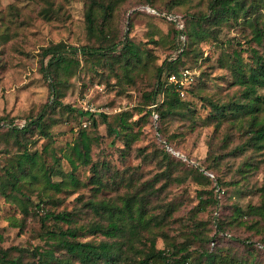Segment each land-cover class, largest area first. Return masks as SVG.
I'll list each match as a JSON object with an SVG mask.
<instances>
[{"label":"rangeland","instance_id":"1","mask_svg":"<svg viewBox=\"0 0 264 264\" xmlns=\"http://www.w3.org/2000/svg\"><path fill=\"white\" fill-rule=\"evenodd\" d=\"M87 1L0 0V181L19 148L8 129L21 128L37 117L45 103L52 102L48 86L51 80L43 78L40 72L41 49L49 45L77 48L79 55V46L96 42L86 30ZM209 1L112 0L115 8L111 18L119 28L118 35L128 33L133 42L150 49L151 59L142 74L127 79L122 71L115 76L106 66H96L79 55V65L69 75H62L66 80L61 90L62 104L95 113L97 126H93L87 116L81 117L75 111L58 107L48 113L45 120L53 136L51 141L38 129L26 133L28 149L38 151L47 165L52 164L53 157L59 159L63 173L50 180L62 181V189L55 191L46 187L45 181L37 182L27 177V183L21 187L24 195H16L29 204L28 215H23L18 199L11 196L8 189L6 194L0 190L1 248L17 247L12 251L13 256L20 254L32 260L35 253L49 247L39 220L32 216L33 211L42 216L48 211L71 213V225L83 228L78 240L97 243L105 237L100 233L90 234L86 228L106 222L92 213L86 203L91 200L120 203L123 196L136 192L147 196L146 211L153 217L151 229L154 231L153 234L142 231L140 241H135L139 248L154 243L155 249L171 251L173 245H178L191 251L196 258L201 249L210 247L199 238H211L216 232V249L228 251L242 260L264 264V215L259 210L264 202V148L242 146L247 136L231 122L215 127L205 101L199 98L206 95L226 99L238 94L231 71H225L221 62L233 49L256 46L251 39L250 26L242 18L216 25L213 29L216 38L201 45L202 58L187 59L193 93L180 97L189 101L192 110L188 116H170L164 123L165 138L172 145L165 147L181 160L174 157L173 163L168 162L162 148L166 143L156 134L155 124L149 117L142 116L143 113L139 114L143 94L152 86L154 67L179 51L180 41L175 38L174 30H181L183 21L191 16L207 13ZM256 1L259 3L257 20L261 21L264 0ZM104 3L107 5L111 1L104 0ZM45 10L47 16L43 14ZM112 35L113 32H108L104 42ZM181 39L184 40L183 35ZM246 55L242 53L244 58ZM161 99V93L155 96L156 102ZM100 113L107 116L112 126H120V115L130 113L131 132L136 138L126 145L122 136L108 133L104 125L98 124ZM79 136L88 137L90 141L92 163L109 165L104 175L106 188L97 190L92 184H83L91 174L90 165L79 163L74 174L83 183L75 186L67 182L65 173H69L71 167L62 154ZM214 157H221L212 169L224 191L220 194L215 180L212 192V182L198 177L203 171L213 178L203 167L212 165ZM210 194L217 197L216 203L210 201ZM31 201L40 203V207L37 209ZM253 207L257 208L255 212L249 210ZM237 208L242 211L240 218L235 211ZM218 221L224 231H217ZM45 223L51 227L54 221L50 218ZM58 224L63 229L69 226L64 222ZM55 255L64 257L58 251ZM195 262L196 259L192 264Z\"/></svg>","mask_w":264,"mask_h":264},{"label":"trees","instance_id":"2","mask_svg":"<svg viewBox=\"0 0 264 264\" xmlns=\"http://www.w3.org/2000/svg\"><path fill=\"white\" fill-rule=\"evenodd\" d=\"M110 1L111 3L107 5H105L104 0L87 1L85 10L86 30L96 42L79 46V55L96 66H106L109 68V72L111 71L115 76L121 75L119 71H122L123 77L131 79L133 76L143 73L146 68L145 65L151 59L150 49L133 42L128 33L118 35L119 28L115 21L112 22L111 18L115 7L112 0ZM258 9L259 3L256 0H250V2L247 0H210L207 13L191 16L186 22L182 20L183 28L174 30L175 38L180 41L179 51L171 59H164L161 65L154 67L151 89L143 94L144 101L139 109V114L143 113L142 116L150 118L155 124L156 134L165 141L166 144H162V148L166 152L164 156L170 164L175 161V158L181 159L166 149L172 145L168 138H165L164 123L170 116L187 115L192 109L189 101L180 97V89L175 84L168 82L167 77L187 69L186 62L189 57H192L194 61L202 58L201 45L206 44L209 39L216 38L213 34L216 25L218 26L228 20L237 21L239 18H242L243 22L250 26L251 39L256 46L240 47L239 50L233 49L231 54L226 55L221 62V67L225 71H231L233 85L237 89L239 88V92L226 99L212 98L206 95H200L199 98L205 101L208 116H210L215 127L231 122L234 128L239 129L247 136L242 146L251 145L258 149L264 148V17L261 21L257 20ZM46 13L45 10L43 14L47 16ZM167 14L178 16L176 13ZM109 30L114 33V36L112 35L109 41L104 42L105 36L110 32ZM182 35L184 40L181 39ZM243 52L247 54L245 58L242 56ZM79 55L77 48L65 49L49 45L41 49L40 72L43 78L51 80L48 86L53 95L52 102L45 103L37 117L31 119L21 128L12 126L8 129V133L14 138L19 148L16 149L10 165H7L3 171L0 190L6 194L8 189L11 196L18 199L23 215L29 214V204L24 199L18 198L16 194L24 195L21 187L27 183L26 180L30 178L37 182L45 181L46 187L60 191L62 181H51L50 178L63 173L59 168L58 162L60 161L57 157H53L52 164L47 165V161L41 158L38 151L32 152L28 149L27 139L24 138L26 133L38 129L41 135L51 141L53 136L48 131L45 120L58 107L75 111L81 117L87 116L93 126H97L95 113L73 109L69 105H63L60 100L62 86L66 81L62 75H69L79 65ZM44 62L46 63L44 64ZM159 93L162 94V99L160 102H156L155 96ZM189 93H193L192 85L184 88V96ZM154 104L155 106L151 107ZM152 113H156V119L152 117ZM98 117L100 118L98 124L104 125L105 130L113 134L114 137L122 136L126 145L136 138L131 132L130 113L120 115V126H112L108 122L107 116L102 113ZM90 151L91 145L88 137L79 136L72 146L62 154V158L71 167V171L65 173V176L70 184L80 185L83 182L74 174L76 164L90 165L91 174L83 184L89 183L92 184V188L101 190L107 187L104 175L109 171V165L104 162L99 165L92 163ZM218 158L221 157H214L212 165L203 167V170L212 174L213 178L203 171L199 172L198 177L205 182H212V192L215 191L213 182L215 180L218 185L217 192L220 194L224 192L220 179L212 171L218 162ZM177 159L176 161L180 163ZM196 168L193 169L197 171ZM207 193L209 192L207 191ZM208 198L213 203L217 201V197L212 194L208 195ZM40 202L43 203L44 200L41 198ZM31 203L37 209L40 207V203H33L32 201ZM86 206L99 218L103 217L104 222H106L88 225L87 232L90 234L100 233L105 239L97 243L79 241L78 236L83 234L81 233L83 228L71 225L73 222L71 213L48 211L42 216L38 214V211H33L32 216L39 220L44 234L43 238L49 242V247L35 253L32 260L25 259L20 254L13 256L12 251L16 250L17 247H0V264H192L194 259L196 262L193 264H257L253 260H242L228 251L216 249V232L211 238L205 236L199 238L202 243H206L210 247L201 249L196 253V258H193L194 255L191 254V251L178 245H173L171 251L155 249L154 243L150 244L151 247L139 248L135 241H140L142 231L154 233L151 229L153 217L146 211L148 200L144 193L135 192L123 196L120 203L91 200L86 203ZM249 210L255 212L257 208L253 207ZM259 210L264 215V202ZM235 211L239 212L238 218L242 217L241 210L237 208ZM50 218L54 223L48 227L45 222ZM58 222L67 223L69 226L63 229ZM216 227L218 232L224 231L220 221ZM55 251L61 252L64 257H57ZM130 254H133L134 257Z\"/></svg>","mask_w":264,"mask_h":264},{"label":"built area","instance_id":"3","mask_svg":"<svg viewBox=\"0 0 264 264\" xmlns=\"http://www.w3.org/2000/svg\"><path fill=\"white\" fill-rule=\"evenodd\" d=\"M168 82L175 84L180 89V95L184 96V88L189 85V71L188 69H183L178 74H170L167 77ZM153 118L156 119V113H153Z\"/></svg>","mask_w":264,"mask_h":264}]
</instances>
